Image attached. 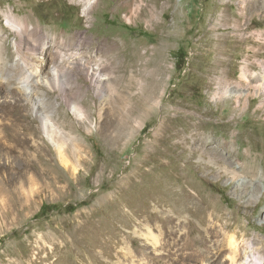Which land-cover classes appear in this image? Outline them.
<instances>
[{
	"label": "rangeland",
	"instance_id": "1",
	"mask_svg": "<svg viewBox=\"0 0 264 264\" xmlns=\"http://www.w3.org/2000/svg\"><path fill=\"white\" fill-rule=\"evenodd\" d=\"M239 1L150 0L148 9H156L147 18L137 13L142 0H0V264L41 261L60 236L68 242L63 256L82 264L72 236L93 234L111 241L106 254L97 248L93 264H130L131 257L191 264L209 240L216 264H264V95L219 87L225 71L238 79L248 46L230 39L229 28H212L238 12ZM257 18L254 29L264 30V16ZM79 62L100 68L101 87ZM53 66L68 103L48 85ZM27 70L37 71L30 87L21 82ZM128 70L142 73L132 89ZM235 94L246 96L237 102ZM40 112L66 133L61 149L43 132ZM200 137L219 151L203 148ZM137 171L145 172L137 184H153L167 199L146 208L165 255L144 238L147 213L132 214L117 200L108 205Z\"/></svg>",
	"mask_w": 264,
	"mask_h": 264
},
{
	"label": "bare ground",
	"instance_id": "2",
	"mask_svg": "<svg viewBox=\"0 0 264 264\" xmlns=\"http://www.w3.org/2000/svg\"><path fill=\"white\" fill-rule=\"evenodd\" d=\"M149 1L150 0H142V2H144L145 4L143 5V8L139 9L140 11L137 12L139 17H141V16H147V18L151 17V15H152L151 10L154 11V9H156V8L154 6V9H151V10L148 9L150 6ZM229 2L230 1H227V3H229ZM164 3L169 4L170 1H168V2L164 1ZM128 4L130 5V0H128ZM263 8H264V0H240L239 6H238V10H239L238 12H234L233 15H231V16L221 14L222 16L219 19V21L214 20L216 23H215V26L212 27L214 30H217V31L220 30L222 27L229 28L231 30V32L229 33V36H228V37H230V39L232 38L234 40V42H241L242 44L245 42V46H248L247 47V53L248 54L243 59L244 62L240 66V72H239L238 79H234L229 73H227L225 71L223 74H221L219 81H218L219 87H223L226 89L232 87V88H235L234 90H236V89L237 90H240V89H246L247 90V92H248L247 96H246V94L245 95L235 94L233 96L235 101H237V102H241L242 96H246L247 98H249L250 97L249 94L252 92H256L257 94L259 93L260 95H264V30L263 29L261 31L255 30L254 29L255 27H254V24L252 21V19L255 18L256 16H258L257 19L262 20V16H264V14H263V12L258 13L257 10L258 9L261 10ZM153 19H155V18H153ZM153 21H154V23L157 24V26H159L160 28H163L162 30L164 31V26H163L162 22L160 23L159 21H156V20H153ZM8 22L9 21L7 20L6 23H8ZM17 28L20 30L19 32H23V28H21V27H17ZM34 29L36 32H40L39 27L34 28ZM164 33H166V37H168V35L170 34L167 31H164ZM13 44H14L15 48H18V42L17 41H14ZM225 51H226V48H223V47L220 48L219 47V54L223 55L225 53ZM73 54L67 55V57H69V58L71 56L73 57ZM131 54H134V53L131 52ZM129 57L130 56H128V58ZM133 57H134V55H133ZM125 58H126V56H125ZM38 60H40V63H42V60H44V59L41 56V57H38ZM136 60L137 59H135V61ZM224 61H225V59H221L220 64L224 63ZM127 62H129V61H127ZM113 63L114 62H112V65H114ZM78 64L81 65L83 68L87 69L86 70V73L88 75L87 77H89V79L91 80V83L95 86L101 87L102 82L105 78H103L102 76L99 75L100 74V68L96 67L95 70H91V69H89V67L87 68L86 63H84V62H79ZM106 65H109V63L106 62ZM110 67H112V66H110ZM51 69H52L51 72H49L50 73V82L48 85L51 88H56V87L59 88L64 93V99L68 103V100H69L67 98L68 95L65 96L66 91H67V87H66V85H64L62 83L63 80L62 81L59 80V76L57 73L56 66H53ZM122 69L124 70L123 66H122ZM128 71H130V70H128ZM138 71L137 72L132 71V74H129V76H127V80H128L127 88L128 89H132V85L134 84L133 79H134L135 75L137 73H138V76L140 74H142L141 71H139V72ZM36 73H37V71L33 72L31 70H27L26 75L21 80L23 85H25L26 87H30V85L32 83L33 84L36 83L37 82L36 80H38V79H35V76H37ZM154 73H155V71L152 70L150 74L153 76ZM125 74H126V72H125ZM146 76H148V75H146ZM157 79L158 78H156V80ZM47 82H48V80H46V84H47ZM221 91L219 94L217 93L218 98H220V96H222L223 94L226 95L228 90H225L223 92H221ZM149 92H151V91L149 90ZM155 93H150V95H148V96H150V99H152V98L154 99V97L156 95ZM229 98H231V97H229ZM261 105H264V101L261 102ZM75 107H76V109H78L80 116L84 115L83 106L81 104H76ZM36 115H38L37 112H36ZM38 117L41 121V128H42L43 132L46 133V135L49 138H51L52 142H54L58 146V148L61 149L62 141H63L61 139L64 137V135L66 133L64 134V131L59 126H57L55 124V122L52 120L51 115H49V114L43 115V113L40 112ZM205 122H203V123H205ZM207 124L209 125V123H207ZM203 126H205V125H203ZM203 126L201 125V128ZM191 128L193 129V127H191ZM188 130H190V129H188ZM197 136H196V138H197ZM200 138H201V144L200 145L203 148L204 147H206L208 149L212 148L214 153H217L219 151V149H218L219 147L217 148V146H213V142L211 141V139L208 140L207 138H202V137H200ZM221 145H223V147L228 148V146L230 145V142L225 140L224 142L221 143ZM165 149L166 148H164V150ZM146 161H147V159H146ZM146 161H144V162H146ZM144 162H142V163H144ZM177 174L178 175L176 177L178 180H180L184 183L187 182L185 175L183 173H177ZM137 175L138 176H144L145 172L137 171L136 173L128 174L127 175V180H128L127 185L124 186V188L122 190L120 189L121 193L118 192V194H116V196L114 198L108 200L109 207L112 206L113 201L117 200V201H119V203H124L128 207V209L131 211L132 214L140 216L142 214L147 213L146 208L148 207L151 200H155L157 203L167 201L165 195L163 194L164 191L163 192L158 191L159 189L157 190L155 188L157 186H154L153 184H149V185H141V183H140V185L137 184V181H138L136 179ZM235 175H236V173H235ZM178 180H177V182H178ZM140 182H143V181H140ZM162 182H163V180H162ZM186 184L188 186H192L189 183H186ZM177 196L180 197L179 195H177ZM185 198H187V197L183 196V198L182 197L179 198L178 201L179 202L181 200L183 201V199H185ZM200 198L203 199V197H200ZM114 206H112V207H114ZM146 215H147L146 216L147 223H143L141 225V229L144 231L143 232L144 238L145 239H148V238L151 239L149 244H150V246H151V248L155 254H164L165 255L166 254L164 251L165 249L163 248L164 247L163 246L164 241L159 239L153 233V231L151 229V225L149 224L150 221L154 218V215L150 212L147 213ZM177 229L181 230L182 228H177ZM187 233H188V236L190 238H193L194 229L191 226H189ZM50 241L53 244V247L51 250L47 251V255L45 256L46 257L45 259H49L50 257H55V258L52 259V261H50L48 264H72V261L75 262V260L67 259L66 257L63 256V249L68 244V242L66 241V239L64 237H62V236L56 237L54 239H51ZM232 241H233V239H231V243H232ZM71 242L78 247L81 246V248H78V260L77 261L79 263H82V264H93L94 261H96L95 255H96V252H98L97 248H100L101 252H104L106 254L107 244H109L111 241L110 240L106 241V238H102L99 235L93 234V235H83V236H72ZM200 243H201V241L199 240L195 244L197 245ZM207 246H208V249L205 250V253H201L200 256L198 255L197 258L195 259L194 263H191V264H216L215 261L218 258V251H217L216 246H215V240H209V243L207 244ZM236 247L239 248L238 246H235V252L236 253L234 254L235 257H232V258H236V256H238L239 250L236 249ZM42 249H45V248L43 247ZM45 259H41V261H38L36 258L31 259L30 263H28V264H41V262L44 261ZM142 259L143 258L137 259V262H139V263H136L134 257H131L129 262H130V264H141L140 261ZM193 260L194 259H192L191 261H193ZM250 263L254 264V262H252V261H250ZM24 264H26V263H24ZM234 264H238V263H234ZM239 264H244V262L239 263Z\"/></svg>",
	"mask_w": 264,
	"mask_h": 264
},
{
	"label": "trees",
	"instance_id": "3",
	"mask_svg": "<svg viewBox=\"0 0 264 264\" xmlns=\"http://www.w3.org/2000/svg\"><path fill=\"white\" fill-rule=\"evenodd\" d=\"M47 207H48L47 205H42L40 210L38 211L37 215L42 216L45 212V209H47Z\"/></svg>",
	"mask_w": 264,
	"mask_h": 264
}]
</instances>
